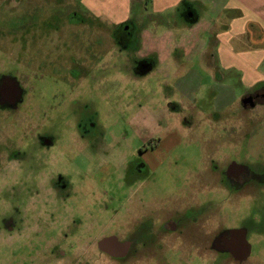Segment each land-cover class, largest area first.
Wrapping results in <instances>:
<instances>
[{
    "label": "rangeland",
    "instance_id": "1",
    "mask_svg": "<svg viewBox=\"0 0 264 264\" xmlns=\"http://www.w3.org/2000/svg\"><path fill=\"white\" fill-rule=\"evenodd\" d=\"M169 12L174 20L179 17L175 9ZM154 15L158 14L148 13L145 2L132 5L127 22L133 21L140 29V35H136L130 23L134 37L131 43L137 50L140 46L148 52L147 39L153 37L148 33L165 30L153 27L157 20L152 18ZM182 25V20H177L164 36H154L155 47L165 44L166 49H171L186 32L177 31ZM117 28L118 23L105 13L97 15L86 9L83 0H0V71L18 80L25 76L26 65L27 70H32L26 75V83L34 85L38 63V71L44 76L41 82L38 80L37 90L35 85L28 88L24 101L8 105L14 110H0V264H264V185L261 181H232L221 175L212 182V188L204 180L207 178H197L200 188L193 186L192 191L202 204L192 207L202 211L203 217L213 215L210 202L219 208V238L229 237L238 229L246 231L250 253L244 261H236L230 249L220 244L216 259L204 255L203 259L169 261L157 255L132 258V247L126 258H114L98 246L101 239L109 236L120 241H130L135 234L145 236L147 230H133L131 221H144L142 226L147 227L148 214L158 218L164 199L177 206L179 190L185 184L189 189L195 180L188 176L201 172L203 165L213 160L209 158L213 152L214 159L222 163L227 161L226 152L232 161H244L253 170H261L253 157L259 155V150L262 153L256 144L259 150L250 151V158L244 149L222 147L219 143L217 149L211 145L212 140L225 138L224 129H214L207 122L192 124L190 118L199 121V117L189 110L182 112L174 102L181 94L175 85L176 77L170 74L164 78L171 68H161L165 75H154L148 59L149 63L141 68L138 63L146 57L138 59L134 49L125 51L119 47L121 43L113 36ZM65 34L70 35L69 44L80 48L73 64L68 62L69 53L58 47L62 41L64 44ZM103 45L105 61L100 68L96 62ZM60 54L66 55L62 57L69 64L64 69L66 79L60 78L56 85L53 73L64 68L57 62ZM84 63L95 68L86 77L81 76L80 65ZM10 86L15 89L13 84ZM39 89L41 103L44 100L47 104L43 115L46 138L53 140V146L59 144L74 161L70 167L73 187L79 186L78 178L89 187L88 194L74 197L75 204L93 208L100 203L102 216L91 212L78 217L84 222L77 223V212L70 206L72 194L55 198L48 185L36 193L23 184L33 180L31 172L40 168L36 156L46 155V147L36 141ZM186 120L191 122L189 126ZM239 144L247 146L249 142L242 139ZM54 152L48 150L49 155L54 156ZM14 155H27L29 160L20 162ZM48 178L45 174L41 180L46 182ZM56 203L57 212L52 210ZM18 209L21 220L17 219L14 228L7 231L3 219L10 211L17 217Z\"/></svg>",
    "mask_w": 264,
    "mask_h": 264
},
{
    "label": "crops",
    "instance_id": "2",
    "mask_svg": "<svg viewBox=\"0 0 264 264\" xmlns=\"http://www.w3.org/2000/svg\"><path fill=\"white\" fill-rule=\"evenodd\" d=\"M136 2H145L148 13L158 14L152 17L157 19L153 27L165 29L149 35L164 36L177 20L183 23L177 31L186 32L171 49L165 44L155 47L150 37L148 52L134 46L135 56L146 57L154 75H160L161 68H171L167 75L163 72L164 78L176 77L181 94L173 101L182 112L189 110L199 117V121L190 118L192 124L207 122L214 129H224L225 138L212 140L211 145L244 149L248 158L253 149H262L253 157L261 164L256 171L264 172V0H83L86 9L105 13L119 28L132 22L133 31L140 35L138 25L127 22ZM172 9L179 13L175 20L169 12ZM242 139L249 145H240ZM210 156L216 157L214 152ZM224 156L227 161L232 159L226 152Z\"/></svg>",
    "mask_w": 264,
    "mask_h": 264
},
{
    "label": "flooded vegetation",
    "instance_id": "3",
    "mask_svg": "<svg viewBox=\"0 0 264 264\" xmlns=\"http://www.w3.org/2000/svg\"><path fill=\"white\" fill-rule=\"evenodd\" d=\"M130 23L123 24L119 29L115 30L113 33V36L121 43L119 47H124L125 49L133 48L135 44L131 43V40L133 37L131 36V25ZM128 27L126 28V26ZM28 33V32H27ZM26 33V34H27ZM40 35L36 37L37 41L40 42ZM69 34H65V36H62L64 39V44L62 41V46L58 44V47H63V50L68 52V62L74 63L75 56L78 55V52H80V48H78L74 44H69ZM61 37V36H60ZM132 37V38H131ZM68 40V41H67ZM101 46H99L100 48ZM100 48V53H98V60L96 62V66L102 68V63L105 61V48L106 46L103 45ZM98 48V49H99ZM82 51V50H81ZM83 52V51H82ZM66 56L64 54H60L58 57L57 62H61L64 68H62L60 71H56L53 73L54 79L53 81L56 83V81H59L60 78L66 79L65 73L66 71L64 69L67 68V64H69L64 57ZM65 60H63L62 58ZM84 58V56H83ZM138 61V60H136ZM139 61L138 64H140V67L142 68L144 65H146L147 60H142V63ZM67 63V64H66ZM137 66L133 63V66ZM83 69V72L81 70V76L86 77L85 74L90 73L91 71H94L95 68H88L87 64H81L80 65ZM36 71L33 75L34 85H31L26 83L27 77L29 71H32L30 68L27 70V66L24 65V74L25 76L19 77L18 80L14 79V77L8 75L7 73H4L3 71H0V110L6 111V110H14L15 107H11L8 105H13L12 103H15L16 101H24L26 98V95L28 93V88L33 87L35 90H37L36 84H38V80L40 82L42 81V78L44 76H41V70H39V64L35 66ZM89 71V72H88ZM72 77L74 76L72 71ZM36 78V81H35ZM85 81V80H84ZM10 84H13L15 89L12 90V87ZM57 85V83H56ZM16 86L18 88H16ZM58 90V89H57ZM38 95V99L41 96V91ZM57 94V91L55 92ZM53 93V95L55 96ZM52 97V95H50ZM37 99V100H38ZM36 103V102H35ZM37 106V116H38V124H37V140L40 141L41 144H43L46 147V150L44 151L46 155H40L36 156V158L39 160V170H35L34 172H31L34 175V179L30 182H23V184H27V186L30 187V189H34V192L40 193L41 186L46 187L49 186L50 192L54 197L61 196H73L72 197V204H70L71 208H74L76 210L75 216L82 217L85 214L90 215L91 212L97 214L99 216H102V206L100 203L96 204L91 208H87L85 204L81 203L80 205L75 204V196H78L80 194H88L89 193V187L87 184H85L84 179L78 178L79 186L77 188L73 187L74 181L73 178H71V169L74 161H70L69 157L65 155L64 149L59 148V144L57 146L51 145L52 139H47L46 135L44 134V123H43V115L46 110L47 104H44V100L41 103V99L38 100V103H36ZM60 108L57 110L59 111ZM55 110V112H58ZM61 144V143H60ZM43 146V147H44ZM43 147L41 148V153L43 152ZM155 149V148H154ZM48 150L55 151L54 156L49 155ZM18 152V151H17ZM21 151H19L20 153ZM17 155H14V159H18L20 162L22 160H29L26 157L27 155H21L19 157H16ZM55 158V161L53 159ZM182 158V157H180ZM212 158L213 160L209 159ZM208 159V163L204 164L202 167L201 172L196 171L195 174L188 176L190 179H195L191 185V187L188 189L186 187V184L184 187L179 190V193L177 195L179 204L175 206L174 204H170L166 199L163 201V205L161 206L160 216L158 218H154L153 215L148 214V217L146 219L147 227L142 226L144 225V221L141 220H133L132 223V229L133 230H139L140 229H146L147 234L145 236H142L141 234L139 236L133 235L130 241H121L123 243H127L128 250L121 252L120 255H112L105 251V253L110 254L111 256H114V258L123 259L126 258L129 255V249L132 247L131 256L132 258H139V257H147L151 258L152 255H157L158 259L169 261L175 260V259H181V258H201L204 255L209 256L212 259H216L218 252V246L220 244V247L222 248H229L231 256L236 261H244L249 255V247L246 240V231L244 229H238L235 231L231 236L229 237H221L219 238V224L222 222L220 219L217 218V212L219 211V208L214 206L212 202L208 204V207L210 209H213V215L207 214L205 217L202 215V211H199L198 209H194L192 206H199L202 204V200L199 201L196 198L195 192H193V186L199 187L201 185V182L197 179L199 177H204L208 183H211L208 185V187L212 188L214 187L212 182H216L218 177L225 176L226 178L231 179L232 181H243V183H250L261 181L260 184L264 185V172H258L256 170H253L249 164L243 163L242 161L235 162L229 160V161H221L215 160L214 156H210ZM224 164V165H222ZM220 165L223 166L220 170ZM23 174L27 172H22ZM51 173V174H50ZM49 175V178L46 182H43L41 179L43 178V175ZM221 175V176H219ZM29 183V185H28ZM258 183V182H257ZM181 187V186H180ZM17 187H14V189ZM200 188V187H199ZM8 192L10 193L11 188H7ZM223 190V189H221ZM215 191L219 192V188H215ZM189 192V193H188ZM193 192V193H192ZM189 195H188V194ZM169 198V197H168ZM87 200V198H85ZM177 202V203H178ZM56 204H54L53 209L55 211H58V205L56 209ZM219 205V204H218ZM192 207V208H189ZM17 217L14 215L12 216L11 211L7 213L6 217H4V228L7 231H11L12 228H14L15 223L18 220H21V217L19 216L20 210L18 209ZM12 217V219H9V217ZM104 217V216H103ZM9 219V221H8ZM74 222V220H72ZM76 221H79L77 223H83V221H80V218L76 219ZM12 224V225H10ZM156 224V225H154ZM120 241V240H119ZM99 246V242H98ZM100 247V246H99ZM104 251V250H103ZM51 253H55V249L51 248ZM209 259V258H208Z\"/></svg>",
    "mask_w": 264,
    "mask_h": 264
},
{
    "label": "water",
    "instance_id": "4",
    "mask_svg": "<svg viewBox=\"0 0 264 264\" xmlns=\"http://www.w3.org/2000/svg\"><path fill=\"white\" fill-rule=\"evenodd\" d=\"M128 25L126 26V28ZM99 246L102 250L116 256L120 255V251H126L127 243H123L115 236H109L99 241Z\"/></svg>",
    "mask_w": 264,
    "mask_h": 264
}]
</instances>
